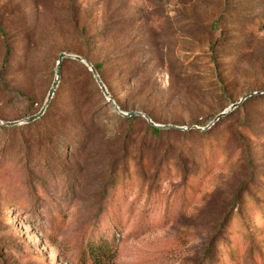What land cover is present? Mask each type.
<instances>
[{"label":"rangeland","instance_id":"rangeland-1","mask_svg":"<svg viewBox=\"0 0 264 264\" xmlns=\"http://www.w3.org/2000/svg\"><path fill=\"white\" fill-rule=\"evenodd\" d=\"M0 27V264H264V0H0Z\"/></svg>","mask_w":264,"mask_h":264},{"label":"water","instance_id":"water-1","mask_svg":"<svg viewBox=\"0 0 264 264\" xmlns=\"http://www.w3.org/2000/svg\"><path fill=\"white\" fill-rule=\"evenodd\" d=\"M65 58H73L76 59L77 61L82 62L83 64H85L89 71L93 73L94 77L96 78L102 92L104 93V95L108 98V102H110L112 105L116 106V103L113 101V98L111 97L109 91L107 90L106 86L103 84L100 75L98 73V71L96 70L95 66L87 59L82 58L80 56H72V55H67V54H61L59 57V61H58V65H57V76H60V69L62 67V63L64 61ZM58 82H59V78H56L54 85L52 87V89L49 92V96H48V100H47V104L46 106L41 110V112L38 115L32 116L31 118H29V121H34L37 118H39L41 115L44 114V112L46 111V107L48 106L49 102L51 101V99L53 98L54 94H55V90L58 87ZM253 95H256V93H250L246 96H244L241 101L247 99L248 97H251ZM118 108V107H117ZM131 115H141L140 113H131ZM157 127H161V126H157Z\"/></svg>","mask_w":264,"mask_h":264},{"label":"trees","instance_id":"trees-1","mask_svg":"<svg viewBox=\"0 0 264 264\" xmlns=\"http://www.w3.org/2000/svg\"><path fill=\"white\" fill-rule=\"evenodd\" d=\"M1 28V27H0ZM1 30V29H0ZM82 67H84V69L90 74V75H92L93 76V73L92 72H90L89 71V69H88V67L85 65V64H83L82 62H78ZM63 64V63H62ZM95 66V68H96V70L97 71H100V68H99V66H97V65H94ZM154 131L156 132V133H160L161 132V130L160 129H157V128H154ZM61 131L60 130H58V133H60ZM62 135V134H61ZM62 137L65 139H61L62 140V146L60 145V147L62 148V147H64L65 148V150L68 148V146L69 145H71V144H74V145H76L77 146V143L76 142H73V141H71V140H69V139H67V137H65L64 135H62ZM65 144H66V146H65ZM60 169H63V167L62 168H60Z\"/></svg>","mask_w":264,"mask_h":264}]
</instances>
